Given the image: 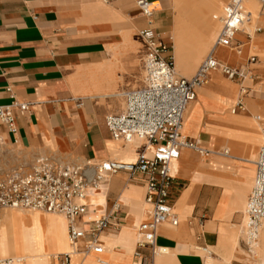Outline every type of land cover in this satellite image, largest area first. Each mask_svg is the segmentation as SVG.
<instances>
[{
	"label": "crops",
	"instance_id": "0c3cea01",
	"mask_svg": "<svg viewBox=\"0 0 264 264\" xmlns=\"http://www.w3.org/2000/svg\"><path fill=\"white\" fill-rule=\"evenodd\" d=\"M136 1L0 0V104L13 100L30 103L24 113L18 108L14 110L17 132L12 133L2 125L0 137L27 156L28 166L39 156L59 163L88 159L134 162L144 149L145 140L130 143L114 140L106 125L108 114H121L125 110L122 104L127 91L145 85L141 72L146 45L139 32L150 24ZM157 1L162 9L154 15L151 26L159 39L172 45L169 33L179 15L175 0ZM225 1L216 17L220 22ZM244 1L247 8V1L251 0ZM260 3L257 11L260 25L254 29L245 26L236 34L230 46L235 51L225 49L229 46H216L221 28L207 53L208 48L184 61L188 67L183 62L177 63L172 50L176 71L185 77L194 75L210 52L232 67L247 65L249 75L244 81L249 84L244 100L248 109L231 111V105L241 96L236 82L235 95L215 99L214 106H205L203 101V97L208 100L215 95L213 81L197 88L194 99L197 102L187 105L182 133L213 152L203 157L194 149L182 148L172 161L174 177L186 181V185L175 189L174 212L179 215V223L173 226L167 221L158 227L156 244L164 250L155 255L154 264H247L239 255L250 260L243 243V228L238 237V217L233 221L234 214L243 212L246 205L244 209L237 207L228 218L219 216L217 209L228 196L220 182L225 185L229 182L234 187H230L232 200L242 201L246 194L248 199L264 143V4ZM247 12L245 24L251 25L253 12L248 8ZM254 50L257 52L252 53ZM253 55L257 60L249 62ZM214 71L222 73L213 70L209 77ZM198 108H201L199 118L185 130V115L189 110L191 118ZM256 112L260 113V120ZM227 148L229 154L223 155L221 151ZM253 174L250 188L247 179ZM145 192V178L142 175L131 178L125 170L109 176L100 189L89 190L86 199L89 211L77 219L88 233L79 241V248L90 240L88 216L107 215L117 202L124 223L120 228L103 231L100 252L91 251L86 256L74 253L72 264H85L88 259L97 264H138L137 227L147 218ZM177 208H181L180 212ZM4 211L0 210V220ZM66 233L68 236L67 218ZM71 249L69 243L68 251ZM61 252L65 251L57 253ZM54 255L48 264L53 263ZM13 259L24 263L18 257Z\"/></svg>",
	"mask_w": 264,
	"mask_h": 264
},
{
	"label": "built area",
	"instance_id": "2783aa9c",
	"mask_svg": "<svg viewBox=\"0 0 264 264\" xmlns=\"http://www.w3.org/2000/svg\"><path fill=\"white\" fill-rule=\"evenodd\" d=\"M108 1V0H105ZM264 4V0H259ZM157 0H137L141 13L149 21V26L139 34L146 45L144 58L145 85L125 94V110L121 114H108L106 125L116 141L127 143L145 140L146 145L134 162L116 160L71 162L60 164L49 157L39 156L31 170L13 169L0 177V209L30 208L48 212H61L68 220V236L71 251L57 253L52 264H72L74 253L87 255L91 251L100 252V238L109 227L120 228L124 215L116 202L107 215L90 219V240L82 248L79 241L87 236L77 219L85 217L89 211L86 203L91 189H100L101 183L119 171H127L131 178L143 176L146 180L145 202L147 218L137 227L139 239L135 250L138 264H154V257L164 250L158 247L156 238L158 227L168 221L173 226L179 223V215L174 212L177 191L186 181L174 177L172 161L182 148L196 150L208 157L213 150L204 147L198 140H190L183 135L182 121L187 105L197 96L201 87L213 70L222 71L228 78L240 83L241 96L232 107L233 113L248 109L244 97L248 87L243 81L249 75L247 65L235 68L221 62L210 52L206 59L190 77L177 73L172 45L159 39L151 26L153 17L162 8L153 6ZM221 19V30L216 46H231L236 34L243 29L248 19L244 0H226ZM260 28L257 29V31ZM213 51V50H212ZM253 55L249 62H255ZM30 103L13 100L0 104V126L12 133L17 132L15 109L21 113L29 110ZM257 119L261 117L256 115ZM264 130V128H263ZM229 154V149L221 151ZM255 181L247 199L243 217V243L247 255L254 264H262L257 255V242L264 229V143L256 161ZM0 264H19L11 257L0 259Z\"/></svg>",
	"mask_w": 264,
	"mask_h": 264
},
{
	"label": "bare ground",
	"instance_id": "6f19581e",
	"mask_svg": "<svg viewBox=\"0 0 264 264\" xmlns=\"http://www.w3.org/2000/svg\"><path fill=\"white\" fill-rule=\"evenodd\" d=\"M202 2L206 3L209 7V10L205 15L200 14L197 4L193 2V0H175L179 15L176 17V24L171 32L172 37L174 38L175 55L178 57L177 63L179 64L187 60L190 56H194L195 53L209 48L212 41L216 38L217 31L220 27L216 17L221 12L222 2H219L218 0H204ZM247 5L249 8L251 7L254 9L257 8L258 4L254 1H247ZM153 6L157 7L159 4L153 3ZM211 14H213V17H211ZM247 26L249 29H252L250 23ZM243 28H245V23ZM225 49L235 51L234 47L230 46ZM219 51V49L216 50V53ZM210 81H213L216 93L208 100L203 97L205 106L216 105L214 103L215 99H218L223 95L231 97L235 95V83L224 79L219 73H212L209 80L207 79L205 83L207 84ZM205 83L203 85H205ZM196 102L197 101H194L192 104H195ZM191 106L189 110L191 109ZM188 112L184 118L185 130L186 127L190 126L191 121L195 122L199 118L201 108L196 109L191 118H188ZM211 147L214 149L213 144ZM228 147L231 149L230 146ZM253 178L254 174L250 179H247V183L249 184ZM230 191L231 189L228 187L226 189L228 196L220 202L217 209L219 210V216L228 218L236 211L235 209L237 207H240L241 209L245 208L247 194L243 196L242 201H234L231 199ZM40 210H24L20 207L4 211L5 214L3 219L0 220L1 258L18 257L24 260L23 264L26 262L27 264H48L49 259L53 254L57 255V252L59 251H68L70 241H68L69 236H67L66 233V218L64 214L57 211L48 212L44 210L46 212H43ZM179 210H181V208ZM96 216L98 215H90L86 218L90 221V219ZM257 244V255H259V250V253H261V256L264 258V229L259 235ZM105 254H107V250L105 251ZM92 263L97 264L94 261L91 262L90 259L85 262V264Z\"/></svg>",
	"mask_w": 264,
	"mask_h": 264
},
{
	"label": "rangeland",
	"instance_id": "374dc122",
	"mask_svg": "<svg viewBox=\"0 0 264 264\" xmlns=\"http://www.w3.org/2000/svg\"><path fill=\"white\" fill-rule=\"evenodd\" d=\"M219 2L221 1L222 2V4H221V10H222V6H223V4H224V0H218ZM247 1V0H246ZM251 1H254V2H256L258 5H257V8H255V9H252L251 7L249 8V6L247 5V8L248 9H250L252 12H253V20H252V23H251V25H252V29H254V28H256L258 25H260V23H258L257 22V20H258V18H257V11L259 10V8L261 7V3L257 0H251ZM193 2H195L196 4H197V7H198V9L199 10H201L203 13H206V12H208V10H209V7L206 5V3H204V2H200L199 0H193ZM155 4H157V2H154ZM162 9V8H161ZM160 9V10H161ZM256 10V11H255ZM255 11V12H254ZM211 17H213V14H211ZM217 20V19H216ZM218 21V23L220 24V27H219V29H218V31H217V34H218V32H219V30H220V28H221V22H220V20L218 19L217 20ZM245 26H247V23L245 24ZM217 34H216V36H217ZM171 35V38H173L172 37V32L171 33H169V36ZM216 39V38H215ZM215 39L212 41V43L210 44V46H209V48L207 49V51H206V53L210 50V48L212 47V45H213V43H214V41H215ZM171 42H172V50L174 49V52H175V46H174V38H173V40L171 39ZM171 50V51H172ZM257 51H253L252 53H256ZM206 53H205V55H204V57L206 56ZM176 56V61L178 60V57H177V55H175ZM204 59V58H203ZM183 65H185V66H189L186 62H183ZM198 66V65H197ZM195 67V66H194ZM194 67H192V68H194ZM192 68H190V69H192ZM213 73H219V72H217V71H214ZM141 74H142V79L144 80L145 79V74H144V70H142V72H141ZM220 74V73H219ZM221 76H223V78H224V76L226 77V78H224V79H229V80H231L232 81V79H230V78H228L227 77V75L226 74H220ZM209 80V79H208ZM233 82H236L237 83V88H238V96H240V93H241V88H240V83L239 82H237V81H234L233 80ZM243 84L244 85H246L247 86V84H249L248 83V81L246 80V81H244L243 82ZM237 99H238V97L235 99V101H234V103L237 101ZM234 103L231 105V108L233 107V105H234ZM124 108H125V101L123 102V104H122V110H124ZM256 115H259L260 113L259 112H256L255 113ZM139 145V144H138ZM200 155V154H199ZM92 161H95V160H93V159H91ZM27 156L22 152V151H20L19 150V148H17V147H15L14 145H11V144H8V143H6V140H5V138L4 137H0V177H2L6 172H9L10 170H13V169H19V168H21V169H24V170H26V171H28V170H31L33 167H34V162H35V160L33 161L32 160V162L31 163H29V166L26 164L27 163ZM96 161H101V160H96ZM59 163V162H58ZM60 164H67V163H63V162H61ZM173 171V170H172ZM184 176L185 177H188L187 175H185L184 174ZM225 180V179H224ZM253 180H254V178H253ZM253 180L249 183V186L248 187H250L251 188V185L253 184ZM221 183V185L223 186V193L225 194V191H226V189L228 188V187H231V188H234L229 182L227 183L228 185H225V183H223V182H220ZM247 201V200H246ZM245 205H246V202H245ZM14 208H10V207H4L3 209H0V210H13ZM24 210H35V209H30V208H23ZM38 210H40V209H38ZM40 211H43V212H46V211H44V210H40ZM177 211L178 212H180V210H179V208H177ZM244 211H245V209L243 210V212H236L235 214H234V217H233V221H235V218H237L238 217V220H237V226L236 227H238V237L241 235V228H243L242 227V225H243V222H242V217H243V214H244ZM146 217H147V215H146ZM260 251L258 250V258H260L262 261H264V258L261 256V253H259ZM238 258H241V259H244V261L245 262H247V264H254V262L253 261H251V260H249V259H247L246 257H244L243 255H239L238 256Z\"/></svg>",
	"mask_w": 264,
	"mask_h": 264
}]
</instances>
